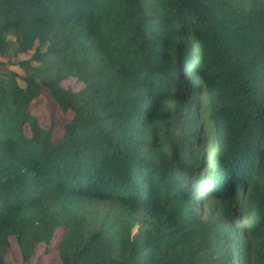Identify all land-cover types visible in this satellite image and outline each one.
Listing matches in <instances>:
<instances>
[{"label": "trees", "instance_id": "obj_1", "mask_svg": "<svg viewBox=\"0 0 264 264\" xmlns=\"http://www.w3.org/2000/svg\"><path fill=\"white\" fill-rule=\"evenodd\" d=\"M11 238L21 264H264V0H0V264Z\"/></svg>", "mask_w": 264, "mask_h": 264}, {"label": "rangeland", "instance_id": "obj_2", "mask_svg": "<svg viewBox=\"0 0 264 264\" xmlns=\"http://www.w3.org/2000/svg\"><path fill=\"white\" fill-rule=\"evenodd\" d=\"M9 67L17 71H20V69L17 66L10 65ZM64 84L65 85L72 84L74 85L75 88L79 87V85L75 83L74 79H69L65 81ZM30 111L38 115L39 121L43 125L48 124L50 119H53L55 121L57 130H60L62 125L67 121L68 117L70 116V114H64L60 111L58 105L49 96V93L46 90H44L43 95L40 98L32 102L30 106ZM11 242H12L13 251L10 255H8L6 260L9 264H21L18 248H16L14 238H11ZM51 245H53L54 248L51 250L49 254H43L42 244L39 245L37 249V254H40L41 261L43 264H58L60 262L58 251L55 248V240H53Z\"/></svg>", "mask_w": 264, "mask_h": 264}]
</instances>
